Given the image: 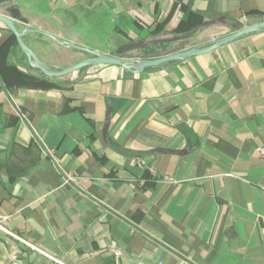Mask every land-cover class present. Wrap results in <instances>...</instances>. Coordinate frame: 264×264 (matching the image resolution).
I'll return each instance as SVG.
<instances>
[{
	"label": "crops",
	"instance_id": "0c3cea01",
	"mask_svg": "<svg viewBox=\"0 0 264 264\" xmlns=\"http://www.w3.org/2000/svg\"><path fill=\"white\" fill-rule=\"evenodd\" d=\"M2 2L21 31L40 32L24 41L52 69L73 66L58 53L86 54L47 35L153 59L264 21V0ZM125 32L146 44L115 54ZM11 36L0 23V48ZM36 71L14 46L0 53V216L12 232L62 264H264V31L141 74L89 67L61 78L69 88L21 84ZM0 264L59 263L0 232Z\"/></svg>",
	"mask_w": 264,
	"mask_h": 264
},
{
	"label": "water",
	"instance_id": "95a60500",
	"mask_svg": "<svg viewBox=\"0 0 264 264\" xmlns=\"http://www.w3.org/2000/svg\"><path fill=\"white\" fill-rule=\"evenodd\" d=\"M11 7L9 2L0 3V23L4 25L12 35L15 36L17 40V44L26 57L30 67L34 70L41 72L44 76H46L50 80L61 79L77 73L85 68L95 67V66H119L128 72H132L134 74H141L145 70L161 67L168 63L185 61L195 56L203 55L209 52H212L218 48H221L233 41L257 32L264 31V21L250 24L247 26L239 27L236 24L231 26L233 32L223 36L221 38L216 39L211 42L210 45L202 47V48H191L184 51L176 52L170 54L168 56L153 58V59H126L122 57H115L111 55H107L98 51H94L91 49H87L76 44L70 42H64L60 39L47 35L54 42L59 44L61 47L68 48L71 50L78 51L80 53L86 54L88 58L85 60L78 62L73 66L66 67L64 69H52L46 63H44L37 54L31 50L24 41V37L28 34H37L40 33L37 30L24 29L20 30V24L13 17L2 13L5 9ZM208 24H202L194 28L193 30L185 33L181 36H174L171 38H164L153 40L147 43V45H163V44H181L184 41L190 39L192 36L197 34L200 30L204 29Z\"/></svg>",
	"mask_w": 264,
	"mask_h": 264
},
{
	"label": "trees",
	"instance_id": "16d2710c",
	"mask_svg": "<svg viewBox=\"0 0 264 264\" xmlns=\"http://www.w3.org/2000/svg\"><path fill=\"white\" fill-rule=\"evenodd\" d=\"M202 24H204V23L202 21H199L193 27L187 28V29H184V30L177 29L175 31V33H177V35L181 36V35H184L185 33L193 30L194 28H196L197 26L202 25ZM238 26H242V25H238ZM164 33H165L164 30L162 28L158 27L153 32L150 33V36L151 35L152 36H160V35H162ZM123 37L129 38L128 33L125 32ZM129 39H130V43H129L128 47L132 48L134 46V40H132L131 38H129ZM139 42H138V44L140 46H142L143 44L139 43ZM13 46L17 50H19V52H21V50H20V48H19V46L17 44V40H16L14 35H12L11 38L0 48V53L9 52L11 47H13ZM128 47L127 46L122 47L121 48V50H123L122 53L125 52V49L128 48ZM162 47H164V45L147 47L145 49V53L144 54H146V55L144 57H147L148 54H151V55L153 54L150 57H155V55H154L155 52L154 51L157 50V49H160ZM113 56H115V55H113ZM23 57L26 59V57L24 55H23ZM117 57H119V56H117ZM12 68H14V67H12ZM86 69H88V68H85L83 70H86ZM18 76H19L18 77L19 80L21 81V84H26L28 86L41 87V88H45V89H49V88H69L73 84L69 80H67V81H64L62 79L50 80V79H48L46 76H44L39 71H36V75H25L23 73H18Z\"/></svg>",
	"mask_w": 264,
	"mask_h": 264
},
{
	"label": "built area",
	"instance_id": "2783aa9c",
	"mask_svg": "<svg viewBox=\"0 0 264 264\" xmlns=\"http://www.w3.org/2000/svg\"><path fill=\"white\" fill-rule=\"evenodd\" d=\"M257 153L260 156V158L264 161V146H261L257 149ZM7 217H3L0 216V232L5 234L6 236L15 239L17 241H21L23 243H25L26 245H28L31 249H33L34 251H37L38 253L48 257L49 259H51L53 262L55 263H59L62 264L61 261H59L58 259L48 255L47 253L43 252L42 250H40L39 248L33 246L32 244H30L29 242L23 240L19 235H17L16 233L12 232L6 225L7 222Z\"/></svg>",
	"mask_w": 264,
	"mask_h": 264
},
{
	"label": "rangeland",
	"instance_id": "374dc122",
	"mask_svg": "<svg viewBox=\"0 0 264 264\" xmlns=\"http://www.w3.org/2000/svg\"><path fill=\"white\" fill-rule=\"evenodd\" d=\"M239 27H243V26H239ZM223 31H226V30H223ZM200 32V31H199ZM199 32H197V34L199 33ZM227 32L228 33H232L233 32V30H231L230 28H228L227 29ZM152 36V35H151ZM154 37H158V36H152L151 38H149V39H154ZM171 37H173V36H171ZM122 38H124L125 40V45L127 46L129 43H130V39L129 38H125V37H122ZM145 38H143V37H141V38H137V39H135L134 40V46H133V48L136 50V49H138V48H140L141 46L138 44V42L139 43H142L143 45H145L146 44V41L144 40ZM142 45V46H143ZM110 51H112L113 49H109ZM120 50V51H119ZM172 50V49H171ZM122 52L121 51V49L120 48H118V49H116L115 51H114V53L116 54L117 52ZM59 55H60V57H63V58H68V59H66V60H68V62H69V64L70 65H74V64H76V63H78V62H81V61H83L84 59H86V58H88V56L86 55H82V56H80V55H70L69 53H58ZM66 54V55H65ZM132 54H138L139 55V53H136V51L134 52V53H132ZM108 55V54H107ZM115 57H117V56H115ZM53 69H55V70H58V69H64V68H53ZM80 72V71H79ZM78 73V72H77Z\"/></svg>",
	"mask_w": 264,
	"mask_h": 264
}]
</instances>
